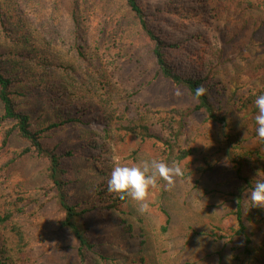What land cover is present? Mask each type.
Returning <instances> with one entry per match:
<instances>
[{
	"label": "rangeland",
	"instance_id": "rangeland-1",
	"mask_svg": "<svg viewBox=\"0 0 264 264\" xmlns=\"http://www.w3.org/2000/svg\"><path fill=\"white\" fill-rule=\"evenodd\" d=\"M252 2V9L236 14L226 7L221 16L191 27L186 19L163 13V25L174 22L182 30L205 31L204 41L194 45L199 57L178 61V67L202 69L207 64L203 56L222 48L221 63L211 75L210 96L228 123L210 125L202 115H192L180 140L182 148L196 150L195 157L180 164L189 175L178 178L172 191H166L159 180L150 189L146 213L127 199L120 215L103 210L94 196L95 187L109 179L111 170L140 160L173 162L160 143L127 135L120 124L137 121L141 113L154 132L162 134L160 112L185 110L194 101L184 88L157 74L125 0H0V19L2 15L10 18L7 30L0 28V65L14 80L13 101L17 110L29 115L32 129L40 132L46 148L73 153L64 162L68 192L72 203L93 206L85 222L97 245L96 254L81 263L76 242L60 229L62 213L47 181L44 160L27 155L1 169L9 154L27 147L15 135L2 147L4 132L12 127L3 124L0 215L7 206L28 202L25 212L14 218L25 236L23 253L15 252L10 235L0 227L8 264H218L219 260L221 264H264V217H257L259 223L253 219L247 223V252L243 238L230 240L226 234L219 241L210 235L219 224L226 228L228 220L223 219L231 210L230 194L239 186V176L264 178L254 159V169L238 175L235 164L224 155L229 136L242 141V155L260 147L251 137L257 127H253L254 115L241 106L264 90V75L249 73L264 60V0ZM74 16L79 26L73 24ZM100 96L107 98L109 108L100 103ZM103 109L112 114L109 123L103 119ZM68 117L81 121L45 130ZM204 158L211 169L201 173L197 170L204 166ZM121 220L131 228L129 233Z\"/></svg>",
	"mask_w": 264,
	"mask_h": 264
},
{
	"label": "trees",
	"instance_id": "trees-1",
	"mask_svg": "<svg viewBox=\"0 0 264 264\" xmlns=\"http://www.w3.org/2000/svg\"><path fill=\"white\" fill-rule=\"evenodd\" d=\"M125 5L136 20L140 33L148 45V51L156 67L157 74L174 86L184 88L194 101V106L185 110L170 109L163 113L160 112L159 119L161 120L162 134L158 131L155 133L152 124L148 123L146 116L141 113H139L137 121L128 120L126 125H120L127 135H138L141 141L154 140L160 143L164 147L168 158L172 157L173 161L182 164L188 159L195 157L196 150L194 148H182L180 145V140L187 132V122L192 115H202L204 122L210 125L225 126L228 123L225 115L219 112L221 108L218 102H215L214 98L210 96L213 88L211 75L221 63L222 48L216 49L215 47L210 51L209 56H203L207 64H204V68L202 69L196 66L185 67L183 69V64L178 67L176 65L178 61L183 63L185 59L189 60L196 59L195 57L197 56L199 57L198 48L194 45H199L204 41L205 31L190 32V29L182 30L174 22H167L163 25L164 18L162 15L165 13L175 19H186V23H189L191 27L193 23L207 24L211 17L221 16L222 10L226 7L231 8L237 14V12L240 13L254 8V4L252 0H167L166 2L161 1V3L159 0H154L150 4H144L140 0H125ZM9 19V17L2 15L0 28L3 31L7 30L6 25H8ZM72 20L75 26H79L76 16ZM173 33L177 34L176 37ZM245 73L247 74V71ZM249 73L264 75V60H262L261 65L254 67ZM13 83L14 80L5 75L0 65V127L3 124H12V127L4 132L2 147L8 144L12 135H15V137L26 143L27 147L18 153L9 154L1 162V169L6 170L10 168L27 155H33L47 163L46 178L53 192L54 201L62 213V219L59 222L60 229L68 232L76 242L77 257L82 263L89 254H96L95 249L97 245L91 237L89 227L85 222V217L93 206H90L89 203H85L86 207L79 202L72 203L68 192L70 183L66 180L64 162L72 158L73 153L71 151L61 153L57 149L46 148L43 145L40 139V132L32 129L29 115L16 108L12 98ZM200 85H203L207 89V92L197 97L195 90ZM261 94H264V90H260L257 95L252 96L251 100L241 102L242 109L249 107L244 111L249 109L254 115L252 117L253 127L256 125L254 117L258 112V109L254 105V100ZM237 102L238 98H234V103L237 104ZM100 103L105 109L109 108L105 96H100ZM105 109L102 110L103 119L106 123H109L112 119V114H109ZM147 111L148 113H152L148 108ZM80 121L79 118L68 117L57 124L47 126L45 130L50 131L68 123H80ZM105 133H107V130ZM251 137L256 138L258 142L256 129ZM226 144L225 159L235 164L238 175H241L243 170L254 169L253 159L260 164L259 169L264 172V144L258 142L260 147L255 151L248 150L245 155H242L243 148H240L242 144L240 139L229 136ZM202 162L204 166H201V169L199 168L197 171L206 173L207 170L211 169V166L206 158ZM184 168L186 170V167ZM188 175L184 173L183 177H187ZM238 179L240 181L239 186L230 194L231 200L229 202L231 203V210L223 219L228 220L227 224H225L226 228H223L222 224H219L210 235L214 239L221 238L219 241L226 234L229 235L230 240L237 237L243 238L244 250L247 252L250 244L247 234V223L252 221V219L257 221V217H264V214L259 209L250 208L251 202L248 199L247 193L257 179L264 178L239 176ZM107 181L108 179L95 187L94 196L97 198L96 203L103 210L123 215V207L127 199L122 201L114 194L109 193L107 191ZM26 206H28V202L23 203L22 206L14 203L7 206L0 215V227L8 232L13 248L18 254L23 253V250L26 248V242L23 230L20 225L14 222V218L22 215L25 212ZM121 222L124 225V231L129 233L131 228L125 225L126 222L123 220ZM167 222H169L168 216ZM7 252V248L4 247L3 239L0 236V264H8L9 258L6 257ZM218 264H221V260H219Z\"/></svg>",
	"mask_w": 264,
	"mask_h": 264
},
{
	"label": "clouds",
	"instance_id": "clouds-1",
	"mask_svg": "<svg viewBox=\"0 0 264 264\" xmlns=\"http://www.w3.org/2000/svg\"><path fill=\"white\" fill-rule=\"evenodd\" d=\"M207 89L200 85L196 88L197 97L204 95ZM176 95H180L177 90ZM254 105L258 109L255 115L256 135L258 142L264 144V94L256 97ZM184 175L183 168L175 161L170 164L152 159L140 160L131 165H117L110 173L107 191L120 200L130 199L138 205L140 213H146L150 207V189L157 186L159 180L164 182L166 191H172L177 179ZM251 202L250 208L264 211V179H257L247 193Z\"/></svg>",
	"mask_w": 264,
	"mask_h": 264
}]
</instances>
